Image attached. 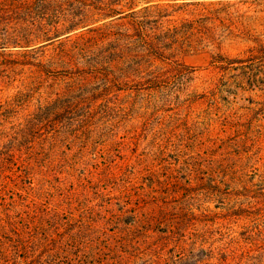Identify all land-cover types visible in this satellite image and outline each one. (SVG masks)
I'll return each instance as SVG.
<instances>
[{
	"label": "rangeland",
	"instance_id": "374dc122",
	"mask_svg": "<svg viewBox=\"0 0 264 264\" xmlns=\"http://www.w3.org/2000/svg\"><path fill=\"white\" fill-rule=\"evenodd\" d=\"M45 1L49 40L0 45V264H264V0ZM78 39L116 52L79 73ZM159 207L205 249L143 255Z\"/></svg>",
	"mask_w": 264,
	"mask_h": 264
},
{
	"label": "trees",
	"instance_id": "16d2710c",
	"mask_svg": "<svg viewBox=\"0 0 264 264\" xmlns=\"http://www.w3.org/2000/svg\"><path fill=\"white\" fill-rule=\"evenodd\" d=\"M82 2V1H81ZM72 5L71 3L69 4ZM86 4H81L80 9H88ZM34 8L36 10H40L41 13L45 16L41 17H33ZM39 8V9H38ZM79 9V10H80ZM75 11L73 13H68L63 22L67 23V30L65 32H72L77 29L81 24L86 23L87 20L91 18L92 15L89 14L88 10L84 11ZM90 10V9H89ZM50 11L48 8V3L45 0H0V45L2 49H6L10 46H23L28 47L31 46L33 43L43 41L46 42L50 39L53 34V30L51 29L50 25L48 24L46 16L47 12ZM52 12V11H51ZM54 13V9H53ZM112 12L107 11L105 15H109ZM50 21V19H48ZM9 24L11 26H9ZM56 24V23H54ZM58 33V31L56 32ZM84 39H78L77 41L73 42L72 49L73 52L76 49L84 50L85 54L87 51H94L90 52L91 54L85 55V59L82 58L87 64L83 65L86 67L77 68L79 73L86 74V70H95L101 63L106 62V57L115 53V49L112 48L111 51L106 50V45H100L99 47H92L94 44L89 41L82 42ZM97 44V43H95ZM82 47H81V46ZM92 48L94 50H92ZM99 49H102L98 52ZM148 49L150 52H154L156 57L159 58L161 56V49L148 44ZM70 52V53H73ZM98 52V54H96ZM68 62L69 63H82L81 59H74L71 57ZM234 60V59H232ZM234 62H242L241 60L232 61ZM84 68H87L84 70ZM93 116L85 115L82 119V123L80 122V127L82 128H89L92 125ZM35 129V126H32ZM1 180V179H0ZM2 190V184L0 183V191ZM158 198H153L149 200L151 204H154L158 201ZM132 211V210H131ZM135 215L132 217L131 221L138 225V235L143 239L142 240V254L144 255V231L146 232V240L150 238L147 235L148 232L157 231L160 233L159 237L156 238L154 241H150L145 247V249H154L159 248L162 249V243L164 245L173 243V249H205L203 246L206 243V237L204 235L195 234L192 235L190 238L189 247L186 245L187 242V222L184 220L183 217H174L170 216L168 212L163 207L153 208L150 211H144V209H133ZM163 229H161V227ZM212 245V244H211ZM211 245L208 249H211ZM184 252L180 253V258H183ZM152 263H156V261L150 260ZM200 262V261H199Z\"/></svg>",
	"mask_w": 264,
	"mask_h": 264
}]
</instances>
